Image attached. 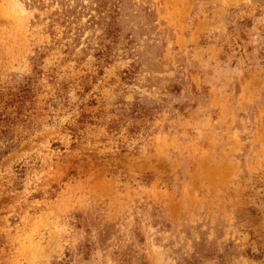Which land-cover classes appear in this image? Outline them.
Wrapping results in <instances>:
<instances>
[{
  "label": "rangeland",
  "instance_id": "rangeland-1",
  "mask_svg": "<svg viewBox=\"0 0 264 264\" xmlns=\"http://www.w3.org/2000/svg\"><path fill=\"white\" fill-rule=\"evenodd\" d=\"M0 119V264H264V0H0Z\"/></svg>",
  "mask_w": 264,
  "mask_h": 264
},
{
  "label": "trees",
  "instance_id": "trees-1",
  "mask_svg": "<svg viewBox=\"0 0 264 264\" xmlns=\"http://www.w3.org/2000/svg\"><path fill=\"white\" fill-rule=\"evenodd\" d=\"M12 104H13V106L15 107V108H17L18 109V111H20V108H19V104L17 103V101H10ZM7 105H9V104H7ZM8 121H9V119H7V120H4V119H0V123H8ZM2 127H1V125H0V136L2 135Z\"/></svg>",
  "mask_w": 264,
  "mask_h": 264
}]
</instances>
